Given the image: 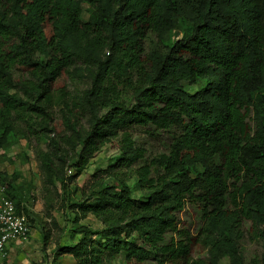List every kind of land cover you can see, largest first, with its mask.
Returning <instances> with one entry per match:
<instances>
[{
	"label": "trees",
	"instance_id": "16d2710c",
	"mask_svg": "<svg viewBox=\"0 0 264 264\" xmlns=\"http://www.w3.org/2000/svg\"><path fill=\"white\" fill-rule=\"evenodd\" d=\"M81 74L88 86L71 96ZM58 105L68 134L53 124ZM133 122L179 132L134 171L140 197L113 171L87 182L57 248L75 264H245L244 223L264 238V0H0V148L25 124L53 148L40 167L64 187L60 143L81 172L123 132L115 163L129 169L143 157L124 132ZM17 178L0 173L26 213ZM187 202L202 213L196 235L178 229ZM86 215L102 227L76 225ZM247 264H264V251Z\"/></svg>",
	"mask_w": 264,
	"mask_h": 264
},
{
	"label": "rangeland",
	"instance_id": "374dc122",
	"mask_svg": "<svg viewBox=\"0 0 264 264\" xmlns=\"http://www.w3.org/2000/svg\"><path fill=\"white\" fill-rule=\"evenodd\" d=\"M83 18H87L86 13L83 14ZM67 85V91L71 96H75L87 88L88 80L81 74L80 77H74L68 81ZM119 88L122 99L130 98V88ZM63 111L61 105L52 109L53 124L59 126L61 133L68 134L69 131L60 126ZM77 123L79 126H86V115L79 114ZM20 129L22 132L17 136L18 139L14 145L0 148V173L8 176L14 172L18 173L15 181L16 191L19 197L26 201L25 215L30 225V236L25 243L14 246L9 251L5 264H75L71 255L57 248V243L60 241L63 227L72 228L74 225L72 222L67 223L65 212H68L70 217L73 216L71 205L80 199L84 185L98 177L110 179L111 174L115 172L120 178L125 179L132 190V196L140 197L141 192L134 171L143 165H149L156 156L167 153L173 137L179 132L175 127L158 130L150 123H130L124 132L135 146L143 151V157L129 169L118 167L115 163L120 156L123 132L107 143L95 158L89 160L81 172L69 168L68 161L73 157L72 148L68 144L60 143V154L67 161V167L64 170L67 182L62 187L60 183L48 179L40 167V151H53L48 140H41L38 135L30 132L25 124H22ZM110 165L113 167L110 168ZM14 199L17 200V197ZM175 215L178 229L189 231L192 235H196L203 224L200 207L191 202H187L185 208L176 212ZM76 225L91 229L102 227V224L91 215L79 216ZM243 229L245 235L240 243V251L243 262L247 264L253 258L261 256L264 251V238H255L248 222L244 223ZM64 239L68 240L69 236L66 235ZM78 239L79 236H75L72 241L75 243ZM202 254L196 251L194 256ZM105 261V264H126L122 255L106 258ZM127 264L138 263L131 261ZM142 264L156 263L147 260Z\"/></svg>",
	"mask_w": 264,
	"mask_h": 264
},
{
	"label": "built area",
	"instance_id": "2783aa9c",
	"mask_svg": "<svg viewBox=\"0 0 264 264\" xmlns=\"http://www.w3.org/2000/svg\"><path fill=\"white\" fill-rule=\"evenodd\" d=\"M7 187L0 181V264H5L9 251L25 243L30 236V225L23 211L6 196Z\"/></svg>",
	"mask_w": 264,
	"mask_h": 264
}]
</instances>
